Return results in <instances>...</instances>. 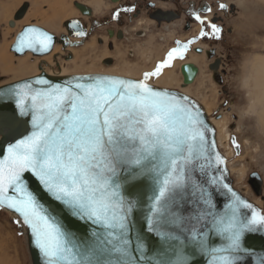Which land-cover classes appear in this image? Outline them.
Wrapping results in <instances>:
<instances>
[{
	"label": "snow or ice",
	"instance_id": "6c2138e0",
	"mask_svg": "<svg viewBox=\"0 0 264 264\" xmlns=\"http://www.w3.org/2000/svg\"><path fill=\"white\" fill-rule=\"evenodd\" d=\"M208 27L201 38L221 39V27ZM176 43L140 80L90 75L54 83L41 76L0 89V105L12 102L31 126L0 144V210L16 214L13 223L21 236L27 229L41 264H198L201 257L264 264V253L245 243L264 235V212L226 182V160L204 112L188 96L150 83L194 41ZM53 46L51 34L29 26L15 51L43 54ZM217 196L227 198L222 208Z\"/></svg>",
	"mask_w": 264,
	"mask_h": 264
},
{
	"label": "rangeland",
	"instance_id": "374dc122",
	"mask_svg": "<svg viewBox=\"0 0 264 264\" xmlns=\"http://www.w3.org/2000/svg\"><path fill=\"white\" fill-rule=\"evenodd\" d=\"M5 1L3 0V2ZM19 1L23 2V0ZM19 1L15 0V4L12 7L15 8L16 2ZM31 1L32 7L35 6L36 8V13L34 12L33 15L30 13L31 15L28 16V19L26 17L25 21L17 22L16 26H10V23L14 21L13 13L18 8L12 9L14 11H12V18L9 17V20L0 21V45L5 41L3 46L6 45L5 49L7 48L9 55L14 58L12 61L14 69L24 62V58L28 59V63L35 67L42 61H47L36 58L37 56H33L30 53L27 54L29 57L26 55L17 57L11 51L17 33L23 24L30 23L31 19L41 18L42 22L45 21L43 24L47 25L46 22L48 21H46L45 15L41 14L37 17L36 4H33L35 3L33 0ZM73 1L75 3H85L84 0H60L66 9L65 17L58 19L60 22L75 15V12L71 10L72 5L74 6ZM197 1L202 3L205 1L209 5L211 4L213 13L208 17L219 18L217 19L220 21L218 26L223 29V34L221 39L212 38L210 41H205L206 38L199 39L198 36L196 40L200 41H195L197 42L194 48L195 51L191 50L184 60H175L174 64H181L182 62L180 61L188 62L193 56L196 57L199 61L194 65L199 69V74L193 84L184 87L181 81V84H179L181 85L180 88H173L196 99L204 109H207L211 119H214L216 123L221 122L225 125V133L230 134V139L227 145L220 149L227 159V167L233 180L234 189L255 203L264 212V74L259 73L257 69L259 63L264 60V0ZM2 3L0 1V6H3ZM5 4L10 6L7 1ZM220 4H226L228 9L222 12L219 7ZM107 5L108 7H102L103 9L107 8L103 13L96 12L92 19L104 22V19L110 18L112 12L116 10V6H112L113 4ZM1 7L0 13L3 12V7ZM80 19L84 21V18ZM92 19L88 22H91ZM120 28L125 32L123 42L116 40L114 52L101 51L96 38L102 36L107 39L110 30L116 32ZM185 28V19L171 27L155 28V39L160 45H166V52L168 53L173 47L177 46L176 42L178 39L184 40L183 43H180L186 44L192 36L197 35L200 31V27L197 26H194L190 32H186ZM92 30L93 28L90 26L89 32H92ZM95 33L84 47L86 50L70 49L73 51L72 63H67L68 60H66L70 56L69 52L58 47L57 51L60 59L56 60V62L60 65V68L54 67L51 71L53 73H68L69 75L100 73L114 75L116 72L134 71L132 69L135 67L141 70L140 74L152 68L148 65L151 58L142 55L138 56V52L134 53L135 50L145 47L149 41H154V37L149 40L150 34H152L150 27H147L146 36L142 38L135 37L134 41L132 40L133 37H130L133 32H131V27L129 28L128 26L110 25L102 31L97 32L96 30ZM8 42L10 44H7ZM199 48H202L203 52L201 54L196 51ZM213 51L216 58H219L223 63L221 67L220 65L218 66L216 73L211 68V65H213L212 59H214L212 58ZM106 53H108V56L113 57L114 63L110 67L105 64L106 58H108L105 57ZM198 57H201V59ZM48 61L49 64L54 65L55 59L51 56ZM157 62L158 60L154 61V63ZM174 64L171 67L175 66ZM178 68L179 66L175 68V72L178 74L176 80L178 78L181 79ZM0 70V85L27 78L34 73L22 74L19 70L4 72L1 64ZM216 76L219 81H216ZM156 82L153 81L151 83L157 84ZM220 133L224 134L221 130L217 133V137ZM234 139L239 144V150L235 148ZM254 173L258 174L263 181V191L260 196L255 193L250 184V177ZM14 219L15 217L11 214L0 210V264H32L25 235H19L20 229L13 223Z\"/></svg>",
	"mask_w": 264,
	"mask_h": 264
},
{
	"label": "flooded vegetation",
	"instance_id": "af4514ba",
	"mask_svg": "<svg viewBox=\"0 0 264 264\" xmlns=\"http://www.w3.org/2000/svg\"><path fill=\"white\" fill-rule=\"evenodd\" d=\"M37 1H39V0H36V1L34 0L35 4L38 5V7L36 5L37 11H38L37 16L44 14L46 17L45 18L46 21L48 20L47 26L45 24H43L41 18L31 19L30 23H26V24L22 25V28L18 31L17 35H19L26 27L31 26V27L41 28L53 36L54 46H53L52 50L50 51V53L46 54L44 56L38 55L36 58H39V59L41 58L42 60L47 59V61H48V58L53 56V59H55L54 65L49 64V61L48 62L42 61L40 64H38V69H39V74L43 70L47 74L49 73V75H54V76L57 75V73H53L51 71L52 68H54V67L60 68V65L57 64V62H56V60L60 59V57L58 56L59 52L57 51L58 47H61L62 50L69 52L70 56H68L66 58V60H68L67 63H72L73 62V52L70 51V48L71 49H83L86 46V44H88V41L96 34L95 33L96 30H97V32L102 31V30H104L105 27L107 28V26H110V25H116V26H120V27H124V26L127 27L128 26L129 28L131 27V32H133V34H130V37H133L132 38L133 41L135 40V37L136 38H142V37L146 36L145 34L147 32V27H150L152 34H150L149 40H150V38L152 39V37H154V41L153 42L149 41L145 47H141V48L135 50V52H134V53L138 52V54H137L138 56L142 55V56H146L147 58H151V61L148 64L149 66L152 67L150 70H145L140 74L141 70H139L137 67L132 69L135 72L139 73L140 77L139 78L130 77V78L140 80L143 78L144 72L153 70L156 67V65H158L159 62L162 61L163 59H165L167 56L166 45L165 46L160 45L155 39V35H154V29L155 28L162 29L163 26L171 27L183 19H185V24H186L185 30H186V32H190L194 26L200 27L199 33L197 35L192 36L189 39V41H194V43L189 46V49L185 55V58H186L191 50L195 51L194 48H195V45L197 43L195 41H200V40H196V38H198V36H199V39L201 38L200 32L201 31H208L209 33H211V29L208 27V23L212 22V23H215L218 25V23L220 22L219 20H217L219 18L215 19L214 16H212L211 18L208 17L209 15H211V13H213V8H212L211 4L209 5V3L205 2V1H204V3H202L201 1H197V0H189V1H185V0H121V1L120 0H84L85 3H79V2L75 3L73 1L74 6L72 5L71 10H73L76 13H75V15H73L74 17L70 16V17H68V19L64 20V22L61 26L60 21L58 20L57 17H55L53 15L52 9L50 7L54 1L53 0L52 1L51 0H43V2H42V0H40L39 2H37ZM21 3L22 4H20L18 10L15 11L14 21H13L14 25L17 22L25 21L26 17L30 15L31 11L36 10L35 7H32V1L31 0H23V2H21ZM107 4H113L112 6H116V10L112 12L111 17L108 19H104V22H100L97 19H92L94 17L93 15L96 14V12L103 13L107 8L103 9L102 7H104V6L108 7ZM92 5H94V6H92ZM39 7H41V8H39ZM81 7L84 10L81 9ZM208 7H211V9H212L211 12L207 11ZM126 9H127V11H125ZM220 10H222V9H220ZM224 11L222 10V12H224ZM89 13L91 15H88ZM116 13L120 14L119 18H116ZM17 14L21 16V18L19 20H15V17L17 16ZM197 14L200 15L201 18L205 20V24H201V23H199V21H197L195 19V16ZM113 15L115 16L114 18H113ZM56 18H57V20H56ZM80 18H84V21H83V19L81 20ZM90 19H92V21L88 22ZM49 21H51V24ZM72 21L78 22L76 29H72L70 27V23ZM53 24H55V25H53ZM87 24H89V25H87ZM90 26H92V28H93L92 32H89ZM62 30H64V31H62ZM60 31H62V32H60ZM75 31H84L87 33V35L83 36V37L77 36L74 34ZM56 32H58V33H56ZM96 39H97V44H98L100 50L101 51L107 50L110 53V52H114V50L116 48V42L117 41L123 42V40L125 39V32L121 28L119 31H116V32L113 30H110L108 33L107 39H105V37H102V36H99ZM174 40L176 41V39H174ZM210 40H212V38L210 36L206 37V39H205V41H210ZM177 41L182 42V43L184 42V40H180V39H178ZM15 42H16V38H15L14 43ZM196 51H198V53H200V54L203 52L202 48H199ZM212 53H213L212 58H214V59H212L213 65H211V68L217 69L218 66L220 65V67H221L223 63L219 60V58H216L214 51ZM106 54H108V53H106ZM105 57H108V58H106L107 60L105 62L106 66L110 67L114 63L113 57L108 56V55H105ZM133 57H134V55H133ZM185 58H183V60ZM155 60H158V62L154 63ZM174 62H173V64H174ZM180 62H182V63H181L180 68H178V69H180L179 71H180V75H181V79H182V86L187 87L184 85L183 76H182L181 71H182V67L189 64V63L186 64L185 63L186 61H180ZM182 64H183V66H182ZM169 68H172V67H169ZM168 69H164L161 76L158 78H153L150 81V83L153 81L156 82L157 80L159 81L161 78H163ZM50 71H51V73H50ZM58 74L62 75L63 73H58ZM100 74H102V73H100ZM198 74H199V72H198ZM116 76H123V75L119 74ZM123 77H127V76H123ZM151 84L158 86V83L157 84L151 83ZM172 89H174V88H172Z\"/></svg>",
	"mask_w": 264,
	"mask_h": 264
},
{
	"label": "water",
	"instance_id": "95a60500",
	"mask_svg": "<svg viewBox=\"0 0 264 264\" xmlns=\"http://www.w3.org/2000/svg\"><path fill=\"white\" fill-rule=\"evenodd\" d=\"M81 9H83L81 7ZM84 10V9H83ZM88 15H91L90 13ZM21 18L20 15L17 14V16L15 17V20H19ZM10 26H15L13 22L10 23ZM18 36L16 37V41L18 39ZM15 44L16 42L13 44V46L11 47V51L17 56V57H22L25 56L26 54H32L33 56H44L46 54H49L50 51L48 53H43V54H38V53H33V52H25V53H17L15 51ZM213 70V68H212ZM41 71V70H40ZM216 73V69L213 70ZM182 76H183V82L185 86H189L191 84L194 83L195 79L198 76V72L199 70L197 69V67L193 64H187L185 66L182 67ZM90 75H104V74H82V75H69V76H54V75H49L47 74L45 71H41L40 74L35 75V76H31V77H27L15 82H11L5 85L0 86V89L6 88L10 85H14L16 83L19 82H24V81H30L34 78L37 77H45L47 79H50L51 81H53L54 83H63L65 80L67 79H71L73 77L76 76H90ZM106 75V74H105ZM108 76H115V77H122V76H116V75H108ZM125 78V77H122ZM127 79H132V78H127ZM216 81H219L217 76L215 77ZM132 80H136V79H132ZM154 87H156L157 89H166L169 91H173L176 93H179L183 96H188L184 93H181L177 90H171V89H167V88H161V87H157L155 85H153ZM193 102L197 103L201 110L204 112L206 119L209 123V125L214 128L215 132H214V139L217 145V150L219 151V153L222 155V157L226 160V168L227 171L224 173L225 177H226V182H228L231 187L234 189V185H233V180L230 176V172L229 169L227 167V159L226 157L223 155V153L221 152V150L219 149V145L217 143V129L215 128V126L213 125V123L210 121L209 116L207 115L204 107L194 98L188 96ZM0 117L3 118L4 122H5V126H6V134L5 135H0V144L5 145L7 142H10L13 137L15 138H19L21 135L27 134L30 130H31V126H30V117H26V118H18L17 114H16V110L14 107V104L12 102H8L5 104L0 105ZM11 128V131H8V128ZM235 145V144H234ZM236 148V146H235ZM237 150V148H236ZM3 152L2 150H0V155H2ZM259 177V178H257ZM250 184L252 186V188L254 189L255 193L260 196L262 191H263V181L260 178V176L258 174H256V176L252 175L250 177ZM234 191L244 200H246L247 202L251 203L255 209L263 212L255 203H253L251 200H249L248 198H246L245 196H243L240 192H238L237 190L234 189ZM140 198L143 200V193L140 194ZM227 198L226 197H222V196H217L216 197V203L218 205V208H222L223 204L226 202ZM4 212H7L9 214H11L13 217L16 216V214L12 211H8V210H2ZM247 211V210H245ZM139 213L137 214V216L139 217ZM71 227L73 228V230L77 231L80 234H83L85 232V227L81 224L76 223L75 221L72 222ZM24 235L26 238V243L28 246V250H29V254H30V258H31V263L32 264H41V260L38 256V252L37 250L34 249V246L30 243V236L28 234L27 229H24ZM148 241H149V245L151 247H155L156 245V240L149 236L148 237ZM214 243L218 242V241H213ZM246 246L251 247L253 249H255L258 253H264V235H260V234H250L246 237L245 240ZM198 264H206V258L201 257L198 261ZM247 264H253V260L251 258H249L247 260Z\"/></svg>",
	"mask_w": 264,
	"mask_h": 264
},
{
	"label": "bare ground",
	"instance_id": "6f19581e",
	"mask_svg": "<svg viewBox=\"0 0 264 264\" xmlns=\"http://www.w3.org/2000/svg\"><path fill=\"white\" fill-rule=\"evenodd\" d=\"M19 1V0H18ZM40 1V0H39ZM39 1H37V2H39ZM52 1V0H51ZM54 2H53V4L50 6L51 7V9H52V13H53V15L55 16V17H57L58 19L60 18V17H65V15H66V9L64 8V5L60 2V0H53ZM121 1V0H120ZM20 2V1H19ZM16 2L17 3V5L18 6H20V3L22 2ZM33 2H34V0H33ZM42 2H43V0H42ZM49 2V1H48ZM2 3V2H1ZM94 3V2H93ZM3 4V12H2V14L1 15H4L3 16V21H4V19L6 20V19H8L9 20V17L10 18H12L11 17V15H12V9H16V8H19L17 5H16V7L15 8H12V7H9V6H7V5H5L4 3H2ZM33 4H35V3H33ZM45 4V3H44ZM43 4V5H44ZM102 4V3H101ZM104 4V3H103ZM37 5V4H36ZM40 5V4H39ZM47 5V4H46ZM0 6V7H1ZM31 6V5H30ZM48 6V5H47ZM92 6H94V5H92ZM1 7V8H2ZM33 7H35V6H33ZM37 7H38V5H37ZM104 7H106V6H104ZM39 8H41V7H39ZM77 9V8H76ZM16 10H18V9H16ZM99 10V9H98ZM14 12V11H13ZM34 12V11H33ZM36 12V11H35ZM42 13V12H41ZM69 13V12H68ZM76 13V12H75ZM13 15H15V13H13ZM31 15V14H30ZM32 15H33V13H32ZM69 15V14H68ZM67 15V16H68ZM38 17V16H37ZM74 17V16H73ZM30 18H31V16H30ZM36 18V17H35ZM57 18H56V20H57ZM2 19V18H1ZM27 19H28V16H27ZM68 19V18H67ZM66 20V19H65ZM48 21V20H47ZM52 21V20H51ZM51 21H49L50 22V24H51ZM9 22V21H8ZM28 22V21H27ZM43 22H45V21H43ZM63 22H64V19H63V21H61L60 23V25L62 26V24H63ZM57 23V22H56ZM46 24H48L47 22H46ZM49 24V25H50ZM98 24V23H97ZM53 25H55V24H53ZM16 26V25H15ZM47 26V25H46ZM49 27V26H48ZM50 28V27H49ZM55 28V27H54ZM51 29V28H50ZM48 30V29H47ZM55 30V29H54ZM62 31H64V30H62ZM62 31H60V32H62ZM54 32V31H53ZM5 33V32H4ZM56 33H58V32H56ZM3 40H4V38H3ZM13 41V40H12ZM5 44V41L3 42V44H1L0 45V49H1V47H3L1 50H0V64L2 65V68H3V71L4 72H10V71H13V70H19V72L20 73H22V74H28V73H33V75H31V76H35V75H38L39 74V69H38V66H33V65H30L28 62V59H25L24 58V62H22V63H20V65L19 66H17V68L16 69H14V65L12 64V61L14 60V58L12 57V56H10L9 54V52L7 51V48L5 49V47H6V45L5 46H3ZM7 44H10L9 42L7 43ZM9 46V45H8ZM152 46V45H151ZM71 49V48H70ZM52 50V49H51ZM83 50H86V49H84L83 48ZM71 51V50H70ZM73 52V51H72ZM108 55V54H107ZM26 56H28V55H26ZM29 57V56H28ZM51 58V57H50ZM199 59H201L200 57H198ZM49 59V58H48ZM75 59V58H74ZM47 60V59H46ZM51 61V60H50ZM198 59L196 58V57H192V59L191 60H189L188 62L186 61L185 63L187 64V63H189V64H195V63H198ZM15 62V61H14ZM121 63V62H120ZM35 65V64H34ZM175 66H173L171 69H168L167 70V72L165 73V76L163 77V78H161L157 83H158V86L157 87H161V88H167V89H170L171 88V90H174V89H172L173 87H178V88H180L181 87V85H179V84H181V81H182V79H180V78H178L177 80H176V78H177V76H178V74L175 72V68L177 67V66H179V68H180V66H181V64L179 63V64H174ZM185 65V64H184ZM182 66H183V64H182ZM197 67V66H196ZM200 68V67H199ZM88 69V68H87ZM258 69V72L259 73H262V74H264V60H263V62H261V63H259V67L257 68ZM180 70V69H179ZM1 71V70H0ZM102 71V70H101ZM12 73V72H11ZM95 73V72H94ZM58 74V73H57ZM110 75V73H104V75ZM116 74L117 75H119V74H121V75H123V76H127V77H125V78H130V77H137V78H139L140 77V74L139 73H137V72H134V71H129V72H121V73H117L116 72ZM116 74H114V75H116ZM76 75H78V74H76ZM30 75H29V77H31ZM56 76H69V74L67 73H65V74H62V75H56ZM122 76V77H123ZM249 83V82H248ZM4 85V84H3ZM1 86V85H0ZM179 92H181V91H179ZM181 93H183V92H181ZM184 94H186V95H188L187 93H184ZM188 96H190V95H188ZM191 97V96H190ZM193 98V97H192ZM196 100V99H195ZM205 111H206V113H207V115L209 116V112L207 111V109L205 108ZM209 119H210V121L213 123V125L215 126V128L217 129V131L218 132H220L221 130L224 132V134L223 133H220L219 134V136L217 137V143H218V145H220L219 146V149L221 148L222 149V147L224 146V145H227V142H228V140L230 139V134H226L225 133V125L223 124V123H221V122H218V123H216V121H214V119H211L210 117H209ZM217 132V133H218ZM220 149V150H221ZM242 170V169H241ZM15 218H16V216H14Z\"/></svg>",
	"mask_w": 264,
	"mask_h": 264
},
{
	"label": "crops",
	"instance_id": "0c3cea01",
	"mask_svg": "<svg viewBox=\"0 0 264 264\" xmlns=\"http://www.w3.org/2000/svg\"><path fill=\"white\" fill-rule=\"evenodd\" d=\"M0 1H1V2H3L2 0H0ZM3 3L5 4V3H6V1H5V2H3ZM7 3H9V4H10V6H9L8 4H7V6H9V7H12V6H13V4H15V0H7ZM20 4H21V3H20ZM5 5H6V4H5ZM15 7H16V6H15ZM12 8H14V7H12ZM33 11L35 12V10H32V11H31V13H33V14H34V12H33ZM1 14H2V13H1ZM1 14H0V21L2 22V21H3V16H4V15H1ZM1 18H2V19H1ZM2 43H3V42H2ZM2 43H1V44H2Z\"/></svg>",
	"mask_w": 264,
	"mask_h": 264
}]
</instances>
